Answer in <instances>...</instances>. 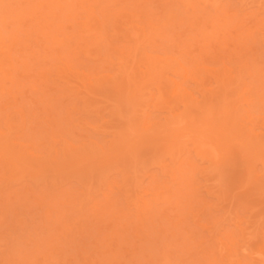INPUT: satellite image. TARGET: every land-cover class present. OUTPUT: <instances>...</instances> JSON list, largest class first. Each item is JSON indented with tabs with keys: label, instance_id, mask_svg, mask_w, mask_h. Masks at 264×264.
I'll list each match as a JSON object with an SVG mask.
<instances>
[{
	"label": "rangeland",
	"instance_id": "1",
	"mask_svg": "<svg viewBox=\"0 0 264 264\" xmlns=\"http://www.w3.org/2000/svg\"><path fill=\"white\" fill-rule=\"evenodd\" d=\"M0 52V264H264V0H0Z\"/></svg>",
	"mask_w": 264,
	"mask_h": 264
},
{
	"label": "bare ground",
	"instance_id": "2",
	"mask_svg": "<svg viewBox=\"0 0 264 264\" xmlns=\"http://www.w3.org/2000/svg\"><path fill=\"white\" fill-rule=\"evenodd\" d=\"M6 54V55H5ZM7 54H9V53H1L0 52V63H3L4 61H5V59H8L9 58V56L7 55ZM180 69L179 70H181L180 72H183V74H184V70L181 68V67H179ZM226 71H228V70H226ZM185 75V74H184ZM222 81V80H221ZM176 89H174V91H175ZM182 98H185V102H186V100H189L190 99V95H189V93H187L186 92V90L185 89H183L182 91ZM245 93V89L243 90L242 88H241V90L240 91H238L237 92V94L235 95V96H237L236 98L237 99H239V98H241L242 96L244 97V94ZM224 95V94H223ZM224 97H225V95H224ZM226 99H227V97H225V98H223V103H225V101H226ZM240 100H242V99H240ZM245 100V99H244ZM221 101V102H222ZM234 101V100H233ZM243 104V103H242ZM241 104V105H242ZM240 106V105H239ZM242 107V106H241ZM227 108V107H226ZM239 108V107H238ZM244 109V108H243ZM223 111H225V110H223ZM222 111V112H223ZM234 111L235 112H237V108H234ZM224 114L226 113V112H223ZM233 113V112H232ZM248 111H245L244 112V118H243V121H244V123L249 119V117H250V115L248 114ZM146 120H144L143 121V125H142V128H144V130H145V128H146ZM224 126V125H223ZM147 129V128H146ZM231 131V130H230ZM232 133V132H231ZM11 146V145H10ZM145 192V191H144ZM146 193V192H145ZM142 194H144V193H142ZM141 195V194H140ZM138 196V201H137V206H139V208L141 209V210H144V209H146V204L144 203L145 201H143L144 200V198H142V197H144L143 195L142 196ZM139 210V209H138ZM141 210H140V212H141ZM139 212V213H140Z\"/></svg>",
	"mask_w": 264,
	"mask_h": 264
}]
</instances>
